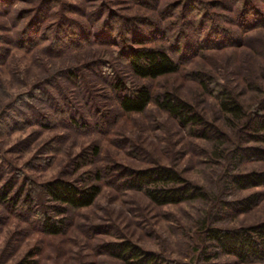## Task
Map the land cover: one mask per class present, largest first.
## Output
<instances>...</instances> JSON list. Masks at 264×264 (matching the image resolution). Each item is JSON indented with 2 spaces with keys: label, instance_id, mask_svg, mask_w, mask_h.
Listing matches in <instances>:
<instances>
[{
  "label": "rangeland",
  "instance_id": "1",
  "mask_svg": "<svg viewBox=\"0 0 264 264\" xmlns=\"http://www.w3.org/2000/svg\"><path fill=\"white\" fill-rule=\"evenodd\" d=\"M138 42L178 72L138 80L123 54ZM117 82L154 100L171 93L204 125L183 127L154 103L124 114ZM222 91L238 118L219 107ZM263 118L264 0H0V264H129L107 249L121 243L157 264H264L208 237L264 225V186L233 182L264 173ZM156 166L204 197L159 207L127 189L131 171ZM57 179L100 192L49 237L44 186Z\"/></svg>",
  "mask_w": 264,
  "mask_h": 264
},
{
  "label": "trees",
  "instance_id": "2",
  "mask_svg": "<svg viewBox=\"0 0 264 264\" xmlns=\"http://www.w3.org/2000/svg\"><path fill=\"white\" fill-rule=\"evenodd\" d=\"M72 41V40H71ZM140 48H127L123 51L125 61L133 76L142 81H153L160 77L178 72L179 65L165 52L157 48H147L145 42L136 43ZM126 48V46L124 45ZM117 91H124L118 99V105L124 114H142L154 103L175 118L183 127L204 125L203 119L194 113L191 106L167 93L162 98L153 99L145 86H124L117 82ZM219 107L233 118H238L240 106L231 92L222 91L217 96ZM264 132V118L257 124ZM245 156V155H244ZM239 157V159H241ZM127 189L142 192L156 206L178 205L204 197L196 186L188 183L174 169L156 166L149 169L131 171L127 180ZM233 182L239 187L264 186V173H252L244 177H235ZM100 192L96 184L86 183L77 186L64 180H55L45 184L44 194L53 204L50 211L57 218L46 213L40 223L41 231L49 237L62 235L67 227L71 212L90 207ZM250 202V201H249ZM61 217V218H58ZM208 237L214 243L218 253L236 258L240 262L264 261V225L237 230L213 229ZM107 249L111 256L129 264H157L154 255L146 254L129 243L109 244ZM19 264H35L22 261Z\"/></svg>",
  "mask_w": 264,
  "mask_h": 264
}]
</instances>
